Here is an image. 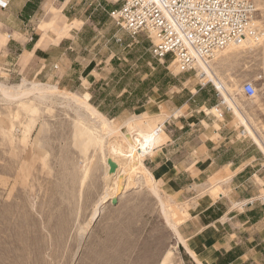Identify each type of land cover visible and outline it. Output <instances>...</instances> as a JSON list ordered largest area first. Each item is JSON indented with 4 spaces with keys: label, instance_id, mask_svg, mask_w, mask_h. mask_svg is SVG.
<instances>
[{
    "label": "rangeland",
    "instance_id": "obj_1",
    "mask_svg": "<svg viewBox=\"0 0 264 264\" xmlns=\"http://www.w3.org/2000/svg\"><path fill=\"white\" fill-rule=\"evenodd\" d=\"M61 1L56 0L53 8L43 9L33 18L30 29L34 28L41 37L47 33L69 37V32L81 23L64 29L61 15L70 18L93 13L94 20L99 18V13L91 11V0H74L79 3L72 11L63 9ZM101 1L106 4V0ZM109 1L117 6L122 3ZM249 1L257 9V42L230 46L208 62L234 99L242 124L206 79L205 91L214 97L210 103L189 109L175 102L179 113L170 114L168 100L172 91L179 92L177 96L184 95V99L203 83L194 73H178L175 65L152 58L145 36L131 37L104 12L99 15L104 19L97 29L86 26L77 41L69 37L72 51L68 59L72 65L67 72L61 67L53 70L52 78L36 77L38 68L28 57L0 65V84L4 87L24 82L26 87L40 83L58 90L43 99L34 94L12 102L0 92V264H188L159 203L166 205L179 226L191 216L189 205L206 193L214 180L220 181L215 189L226 195L231 174L201 175L199 181L178 189L157 180L149 164V159H156V153L141 158L151 173L145 177L147 173L130 163L122 151L123 134L128 131L123 123L142 112L147 116L137 123H149L147 132L165 126L169 116L183 115H190L189 124L195 130H233L228 144L243 142L246 151L241 156L246 159L252 155L253 165L257 164L253 182L248 181L242 188L243 195L248 199L264 195V150L245 131L248 123L264 145V0ZM89 71L92 77L84 81ZM245 83L254 86V96L242 92ZM181 88L184 91L180 92ZM157 89L168 93L157 96ZM69 93L90 103L120 133L105 136L102 124L94 122L82 105L70 99ZM196 118L205 121L198 122ZM119 134L121 139H116ZM164 137L161 134L158 146ZM203 140L196 145H202ZM105 157L113 159L116 171L123 170L125 177L115 205L111 200L102 203L103 195L113 192V181L106 176ZM231 201L240 204L246 200ZM98 205L100 211L93 218ZM252 259L250 264H264V242L260 254L256 251Z\"/></svg>",
    "mask_w": 264,
    "mask_h": 264
},
{
    "label": "crops",
    "instance_id": "obj_2",
    "mask_svg": "<svg viewBox=\"0 0 264 264\" xmlns=\"http://www.w3.org/2000/svg\"><path fill=\"white\" fill-rule=\"evenodd\" d=\"M55 1L0 0V65H11L22 57H28L38 68L36 77L43 75L52 78L55 73L53 70L61 67L67 72L72 65L68 59L69 51H72L69 37L77 41L86 26L97 29L104 19V16L99 15L103 12L107 14L118 7L116 2L109 0H106V4L101 0L100 3L91 0V11L99 13L96 15L98 20L93 19V13L83 17L74 15L70 18L61 15L62 28L77 22L81 25L69 32V37L57 38L51 33L41 37L34 28L30 29L29 23L33 18H37L43 9L53 8ZM78 3L75 4L74 0L61 1L63 9L68 8L71 11L75 10ZM32 35H35L34 38ZM90 77L92 73L85 72L83 80L86 81ZM61 81L62 79L58 82ZM166 93L157 89V96ZM175 93L179 92L172 91L168 100L171 105L169 112L174 115L179 113L175 102L183 107L196 109L201 107V104L205 107L214 99L205 88L190 91L184 99V95L177 96ZM144 113L146 112L140 115ZM192 114L194 117V111ZM189 119L190 115L169 116L166 125L162 126L164 141L154 149L155 154L157 153L156 159H149L157 180L180 189L190 185V182L199 181L201 175L214 177L224 175L228 171L231 176L226 184L230 185V190L226 195L219 193L215 188L219 186L220 181L214 180L208 191L199 195L189 205L190 218L177 226L178 246L181 247L188 264H250L253 261L252 255L256 251L260 254L264 242V209L259 203L260 197L248 199L242 190L248 181L253 182L256 175L253 174L257 166L253 165L255 157L250 155L245 159L241 156L246 151L243 142L228 144V136L233 130H195L189 124ZM196 121L205 120L196 118ZM202 138L203 144L197 146V141ZM235 182L238 185H234ZM236 199L246 201H240V204L231 201ZM182 261L185 262L183 258Z\"/></svg>",
    "mask_w": 264,
    "mask_h": 264
},
{
    "label": "built area",
    "instance_id": "obj_3",
    "mask_svg": "<svg viewBox=\"0 0 264 264\" xmlns=\"http://www.w3.org/2000/svg\"><path fill=\"white\" fill-rule=\"evenodd\" d=\"M256 13L249 0H122L107 15L131 37L145 36L152 58L161 64L169 62L178 73L196 74L198 63H207L227 47L257 42ZM242 92L252 97L255 88L245 83ZM157 130L163 132V127ZM259 203L264 206V195Z\"/></svg>",
    "mask_w": 264,
    "mask_h": 264
},
{
    "label": "bare ground",
    "instance_id": "obj_4",
    "mask_svg": "<svg viewBox=\"0 0 264 264\" xmlns=\"http://www.w3.org/2000/svg\"><path fill=\"white\" fill-rule=\"evenodd\" d=\"M249 42H250L249 40H246L243 43H241L240 45L246 46V45H248ZM229 47H227V49ZM208 62L207 63H198L196 65V67H195L196 68V77H198L201 80V83H203V84L205 83L203 81L206 79L210 84H212L215 87V89L217 90L218 93L220 92V94L222 95V103L226 104L228 106V108L230 110H232V113L234 114V116L238 119L239 123L242 124L243 123V119H242L243 117H242L241 112H239V109L237 108L235 102L233 101L234 99H232L229 96V94L227 92L228 89L225 87V85H223L215 77V75L212 73L211 68H210L211 65L209 64L210 65L209 66ZM197 68H198V70H197ZM54 91H58L56 86H54V87L48 86V85L44 86L40 83H31L29 87H26V84H24V82H23L20 85H17L15 87H10V88L4 87L3 85L0 84V92L3 94V96L6 98V100L11 101V102L15 101V100H21L22 101V98H25L27 96L34 95V94H36L38 98L43 99V98H45L47 93H53ZM69 94H70L69 97L73 102L78 103L79 105H82L83 108L85 109V111L87 110V112L90 113V116L92 117L93 121L97 120L98 122H100L102 124V131L104 132L105 136L111 138V136L120 133V129L118 127L114 126L111 121H109L104 116H102L88 102L81 101V99H79L73 93H69ZM213 110H216V109H212L211 111H213ZM145 116H147L145 113L141 114V115H135L134 118H132V119L130 118L123 123L128 131L123 134L124 139H122V140H123L125 146H122V151L124 154L127 155L126 157L129 158L130 163L135 164L136 167H141L147 173L146 174L147 176L145 175V177H150L151 173H149L148 170L146 169V167L142 164L141 158H143L144 156L149 155V154H155L154 149L158 146L157 144L160 143L161 134H163V132L158 131L157 130L158 127L147 132V128L150 125L149 123H147L145 125L137 123V121L143 119V117H145ZM155 118H156V116H155ZM148 120H150V119H148ZM153 121H154V119H153ZM244 122H245V120H244ZM245 131L250 136H253L255 141L257 142V144L264 150L263 143L261 142V140H259L253 134L248 123H246ZM114 137H116V136H114ZM119 137H120V134H119ZM116 139H121V137L120 138L116 137ZM111 140H113V139H111ZM163 141H164V139H163ZM121 142L122 141H120V143ZM108 160H111L115 164H116V162L110 158L106 159V157H105V159H104V163L107 164V167H108V168H106L107 179L111 180V182L113 181V184H112L113 190H111L113 192L111 194H109L108 192L105 193V195H103L104 198L102 197L103 198L102 203L107 201V200H114L115 199V197L117 196V194L120 190L119 188L122 187L120 185V183L125 178V177L124 178L122 177L123 176V170L116 171L117 170V164H116L115 172L113 174H109V166L107 163ZM126 171H128V170H126ZM126 186L129 187L130 183L128 182ZM153 188H154V186H153ZM122 190H123V187H122ZM152 192H154V191H152ZM157 193H158V191H157ZM157 197H159V196H157ZM159 200H160V197H159ZM159 204L161 206L162 213H163L165 220L167 222L166 224H168L170 226L174 235L179 238V234L177 232V224L175 221H173V217H172L171 213L166 209V207H165L166 205L164 206L163 203H159ZM100 208H101V205H98L95 208L94 213H93V218L100 211Z\"/></svg>",
    "mask_w": 264,
    "mask_h": 264
},
{
    "label": "water",
    "instance_id": "obj_5",
    "mask_svg": "<svg viewBox=\"0 0 264 264\" xmlns=\"http://www.w3.org/2000/svg\"><path fill=\"white\" fill-rule=\"evenodd\" d=\"M108 166H109V174H113L116 170V164L113 163L111 160H108ZM112 201V204L115 205L117 203V200L114 199V200H111Z\"/></svg>",
    "mask_w": 264,
    "mask_h": 264
}]
</instances>
